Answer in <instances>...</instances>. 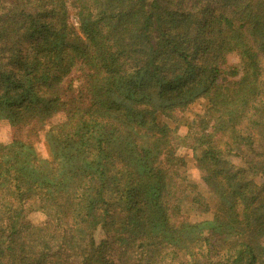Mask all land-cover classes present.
Listing matches in <instances>:
<instances>
[{
  "label": "trees",
  "instance_id": "16d2710c",
  "mask_svg": "<svg viewBox=\"0 0 264 264\" xmlns=\"http://www.w3.org/2000/svg\"><path fill=\"white\" fill-rule=\"evenodd\" d=\"M0 123V264H264V0H0Z\"/></svg>",
  "mask_w": 264,
  "mask_h": 264
},
{
  "label": "rangeland",
  "instance_id": "374dc122",
  "mask_svg": "<svg viewBox=\"0 0 264 264\" xmlns=\"http://www.w3.org/2000/svg\"><path fill=\"white\" fill-rule=\"evenodd\" d=\"M216 13H223L224 15L232 16L231 12L224 8H218L216 10ZM71 21L78 27L77 20L74 17H72ZM30 42L31 41H25L23 43V48L26 49L30 45ZM238 61L239 59L236 54L229 55L228 62L230 64L238 63ZM81 76V69L78 67L74 68L72 72L62 81V86L67 88L71 85V89L79 87L80 85H82ZM203 108L204 100H196L195 102L189 104L183 112H180L177 118L167 121L174 129L175 136L177 137V141L179 143L178 145H180L178 152L184 157V166L180 171L184 179V186H186V197L181 203V211L183 216L190 219V221L192 222L200 221L206 214L202 212L201 207L198 206L197 203L191 202L193 196H196L198 193H200L207 202L210 201V197L209 191H207V188L202 181L201 172L196 165L194 153L185 145V143H183V141L184 137L187 135L189 123H191V121L195 119L199 113L202 112ZM25 130V128H21V130H18V128L15 129L8 124L0 123V142H9L15 136L25 137ZM41 142L42 141H40V149L38 148V152L41 157H44L47 156V152L43 142ZM254 179L257 183H264V175L256 174L254 176ZM30 219L33 223H38L44 219V216L39 212H31ZM96 237L97 239H101L103 237V232L101 230H98L96 232Z\"/></svg>",
  "mask_w": 264,
  "mask_h": 264
}]
</instances>
